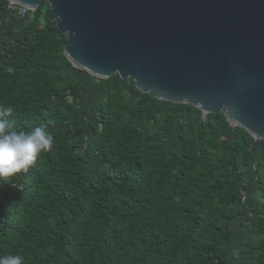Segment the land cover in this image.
Wrapping results in <instances>:
<instances>
[{"label":"trees","instance_id":"obj_1","mask_svg":"<svg viewBox=\"0 0 264 264\" xmlns=\"http://www.w3.org/2000/svg\"><path fill=\"white\" fill-rule=\"evenodd\" d=\"M46 3L0 0V105L51 151L0 180V256L24 264H264V140L103 80L64 55ZM8 68L13 71L9 72Z\"/></svg>","mask_w":264,"mask_h":264},{"label":"water","instance_id":"obj_2","mask_svg":"<svg viewBox=\"0 0 264 264\" xmlns=\"http://www.w3.org/2000/svg\"><path fill=\"white\" fill-rule=\"evenodd\" d=\"M43 3L73 69L118 74L141 93L222 113L264 140V0H8Z\"/></svg>","mask_w":264,"mask_h":264},{"label":"clouds","instance_id":"obj_3","mask_svg":"<svg viewBox=\"0 0 264 264\" xmlns=\"http://www.w3.org/2000/svg\"><path fill=\"white\" fill-rule=\"evenodd\" d=\"M12 72V68H8ZM12 106L0 105V180H10L32 168L38 156L52 150L54 137L47 125L31 131H12ZM0 264H24L21 255L0 256Z\"/></svg>","mask_w":264,"mask_h":264},{"label":"built area","instance_id":"obj_4","mask_svg":"<svg viewBox=\"0 0 264 264\" xmlns=\"http://www.w3.org/2000/svg\"><path fill=\"white\" fill-rule=\"evenodd\" d=\"M10 8L12 10H17L19 12V15L21 17H24L25 14L29 11L28 9L24 8V7H21V6H16V5H13L10 3Z\"/></svg>","mask_w":264,"mask_h":264}]
</instances>
